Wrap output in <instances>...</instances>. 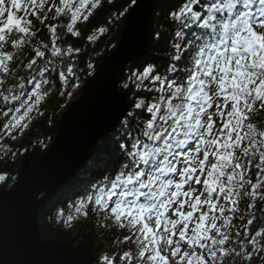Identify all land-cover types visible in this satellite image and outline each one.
I'll return each mask as SVG.
<instances>
[{
	"label": "snow or ice",
	"instance_id": "1",
	"mask_svg": "<svg viewBox=\"0 0 264 264\" xmlns=\"http://www.w3.org/2000/svg\"><path fill=\"white\" fill-rule=\"evenodd\" d=\"M99 2L0 0V137L15 140L43 115L57 80L78 87L83 49L65 41ZM167 19L166 68L130 75L149 95L119 122L114 169L58 218L125 233L98 264H264V0H181Z\"/></svg>",
	"mask_w": 264,
	"mask_h": 264
},
{
	"label": "water",
	"instance_id": "2",
	"mask_svg": "<svg viewBox=\"0 0 264 264\" xmlns=\"http://www.w3.org/2000/svg\"><path fill=\"white\" fill-rule=\"evenodd\" d=\"M157 0H137L123 26L120 41L97 66L81 96L63 114L53 145L35 149L18 170L10 190H0V264H95L90 245L76 247L43 241L38 216L43 206L92 159L101 139L113 133L130 109L120 85L128 66L149 50ZM22 228L24 245L16 241Z\"/></svg>",
	"mask_w": 264,
	"mask_h": 264
},
{
	"label": "trees",
	"instance_id": "3",
	"mask_svg": "<svg viewBox=\"0 0 264 264\" xmlns=\"http://www.w3.org/2000/svg\"><path fill=\"white\" fill-rule=\"evenodd\" d=\"M181 0H157L152 23V36L149 50L144 58L138 62L131 63L120 85V91L124 92L130 101V108L138 97H146L147 92L134 90V85L130 81V75L136 71H142L147 64H155L157 70L163 72L168 64L165 53L168 50L169 41L172 39V30L175 25L167 19V14L178 7ZM131 0H100L97 9L89 21L81 23L78 27L81 36L73 39L68 37L65 43H71L73 47L83 49L78 58L77 73L78 87L73 88L71 84L62 88L57 82L50 88V95L40 105L43 115L35 114L29 127L23 131L22 135L16 136L12 140L7 135L0 137V190H10L17 182L18 170L25 157L39 149L46 153L56 139L57 132L61 125L63 114L78 100L82 90L89 79L94 75L98 65L105 57L110 55L118 45L123 26L130 11L133 8ZM119 13V15H118ZM105 27L108 29L100 38L89 44L86 37L97 29ZM161 32L159 40L154 38L157 31ZM91 63L92 70L86 69V64ZM128 82L129 87L124 88ZM3 121H0L2 123ZM117 129L101 139L92 159L87 161L79 170L76 178L66 183L54 194L40 211L38 222L43 241H56L69 244L75 242L76 247L80 245H90L95 252L96 262L105 254H112L124 248L125 245L118 243L122 240L124 232H117L114 229H106L98 222L99 218L90 216L88 219L79 218L69 226L64 218H58L60 212L64 217L73 214L70 205L75 200L81 198V193L86 185H89L102 176L106 169L115 167L117 163ZM15 136L16 133L14 132ZM7 149V151H5ZM102 264V262H100Z\"/></svg>",
	"mask_w": 264,
	"mask_h": 264
},
{
	"label": "bare ground",
	"instance_id": "4",
	"mask_svg": "<svg viewBox=\"0 0 264 264\" xmlns=\"http://www.w3.org/2000/svg\"><path fill=\"white\" fill-rule=\"evenodd\" d=\"M52 145H53V144H52ZM78 174H79V173H77V175H78ZM76 177H77V176H76ZM76 177H75V178H76ZM50 200H51V199H50ZM50 200H49V201H50Z\"/></svg>",
	"mask_w": 264,
	"mask_h": 264
}]
</instances>
